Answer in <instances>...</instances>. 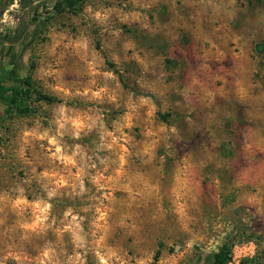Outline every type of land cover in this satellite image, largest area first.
<instances>
[{
	"label": "rangeland",
	"instance_id": "374dc122",
	"mask_svg": "<svg viewBox=\"0 0 264 264\" xmlns=\"http://www.w3.org/2000/svg\"><path fill=\"white\" fill-rule=\"evenodd\" d=\"M4 2L0 264H264V0Z\"/></svg>",
	"mask_w": 264,
	"mask_h": 264
},
{
	"label": "trees",
	"instance_id": "16d2710c",
	"mask_svg": "<svg viewBox=\"0 0 264 264\" xmlns=\"http://www.w3.org/2000/svg\"><path fill=\"white\" fill-rule=\"evenodd\" d=\"M14 0H5L4 7L13 4ZM83 0H54L53 11L62 13L64 11L77 14L82 5ZM6 36L1 39V43L20 44L26 39L24 29H15L11 38ZM6 69L0 71L2 74ZM7 90V91H6ZM34 99L37 102L52 103L56 99L41 93L34 89L29 77L19 79L18 83L10 85L9 89L0 85V101L5 105V112H15L18 115L30 114L32 109L29 105L30 100ZM230 262L229 246L224 244L220 249L213 254L212 264H228Z\"/></svg>",
	"mask_w": 264,
	"mask_h": 264
},
{
	"label": "flooded vegetation",
	"instance_id": "af4514ba",
	"mask_svg": "<svg viewBox=\"0 0 264 264\" xmlns=\"http://www.w3.org/2000/svg\"><path fill=\"white\" fill-rule=\"evenodd\" d=\"M1 74V73H0Z\"/></svg>",
	"mask_w": 264,
	"mask_h": 264
}]
</instances>
